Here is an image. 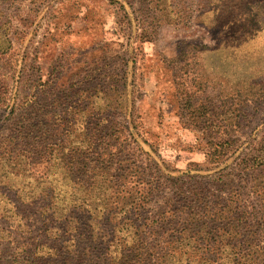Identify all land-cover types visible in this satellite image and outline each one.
Segmentation results:
<instances>
[{"label": "rangeland", "instance_id": "1", "mask_svg": "<svg viewBox=\"0 0 264 264\" xmlns=\"http://www.w3.org/2000/svg\"><path fill=\"white\" fill-rule=\"evenodd\" d=\"M263 152L264 0H0V264L28 245L63 256L76 235L21 200L24 157L55 174L42 189L93 205L157 187L85 236L136 219L143 233L181 190L218 194L222 172Z\"/></svg>", "mask_w": 264, "mask_h": 264}, {"label": "trees", "instance_id": "2", "mask_svg": "<svg viewBox=\"0 0 264 264\" xmlns=\"http://www.w3.org/2000/svg\"><path fill=\"white\" fill-rule=\"evenodd\" d=\"M7 166L10 169L7 175H12L14 165L8 163ZM19 166L23 170L21 174L30 179L17 189L21 200L30 206L43 200L39 209L45 220H61L65 232L71 220L76 226L75 237L81 239L72 237V250L63 256L56 250L51 258L39 254V246L28 245L23 255L11 254L7 264H214L217 260H224L225 264H264L263 235L259 233L264 229V152L248 161L239 172L235 169L226 175L222 172L218 194L207 189L181 190L184 203L177 207L166 202L152 227L143 233H139L144 226L143 219L139 225L136 219L116 222L119 228L111 233H87L84 236L91 224L111 222L131 210L138 212L139 204L146 205L157 187L140 195L137 191L123 193L122 190L121 201L113 207L104 202L95 203V206L87 201L85 193L77 195V188L62 187L61 184L42 189L40 184L52 185L51 182L58 181L54 173H49V168L46 169L47 180H43L44 175L41 179L36 178L26 157ZM128 174L131 176V172ZM243 175L250 178H247L246 187L243 186ZM225 186H228V192ZM8 188L14 190L11 186ZM115 196L119 198L120 194ZM171 207H174L173 211H170ZM10 210L12 215L20 216L17 207ZM137 215L140 218L139 213ZM167 226L171 233L158 232ZM128 230L130 232L125 233ZM79 243L86 247L80 249ZM226 249L228 253H225Z\"/></svg>", "mask_w": 264, "mask_h": 264}]
</instances>
